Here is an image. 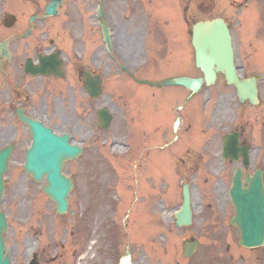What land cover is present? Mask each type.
I'll list each match as a JSON object with an SVG mask.
<instances>
[{"label":"flooded vegetation","instance_id":"obj_1","mask_svg":"<svg viewBox=\"0 0 264 264\" xmlns=\"http://www.w3.org/2000/svg\"><path fill=\"white\" fill-rule=\"evenodd\" d=\"M49 1L0 0V146L14 142V155L24 149L23 145L15 143L24 140L26 133L30 134L29 128L20 120V113L57 133L71 130L72 134L98 140L101 144L115 136L117 124H131L136 120L143 125L142 138L147 142V129L153 118L157 132L151 141L158 149L151 157H146L147 150L142 151L145 167L163 172L164 164H167L172 167L170 170L181 167L186 172L195 170L196 154L190 131L196 115V96L185 88L169 87L158 89L156 103H150L149 87L138 80L157 79L156 76L144 73L145 68L139 73L121 69V77L129 78L131 84L118 85L115 61L125 57L116 50L118 42L121 48L127 43L133 50L131 54L146 56L155 66L163 64L168 70L167 77L195 75L192 28L197 22L196 2L188 0L187 4H180L173 23L164 20L159 10L134 9L126 14L128 22L122 25L129 24L126 36H121L119 27L106 15L113 46L110 52L103 43L98 18L101 0H65L58 16L44 19ZM103 2L111 6L112 0ZM142 35L150 40L148 45L145 39L141 41ZM4 44H7L8 56L4 53ZM42 66L46 67V73H35ZM134 75L140 77L135 79ZM103 109L110 111L112 119L109 130L102 133L100 115ZM177 120L181 125L175 132ZM232 130L239 133L242 146H247L244 127ZM254 131L259 132L255 126L251 132ZM93 156L99 162L105 161L100 150ZM240 161L242 164V158ZM224 185L216 186L215 193L220 196L209 197L212 203H208L206 211L196 214L195 218L213 232H219L221 228L227 231L232 217L218 212L223 204L221 189ZM144 194L148 199L156 198L154 190L144 189ZM175 197H169V200L174 202ZM199 206L195 201L194 209ZM84 250L85 247L81 252ZM153 255L157 258L156 264H164L171 257L161 251ZM191 260L184 259L187 263ZM142 264H153L147 252Z\"/></svg>","mask_w":264,"mask_h":264},{"label":"rangeland","instance_id":"obj_2","mask_svg":"<svg viewBox=\"0 0 264 264\" xmlns=\"http://www.w3.org/2000/svg\"><path fill=\"white\" fill-rule=\"evenodd\" d=\"M229 1L228 0H216L215 3L210 1V6L214 3L213 9H215V11L212 14V17L226 15L229 22L231 20V25L233 27V30L235 31L236 40L242 49V55L240 59L237 61L240 73L244 75L245 77L255 76L259 79H262L264 78V0H257L251 4L252 11H251L250 18H252V20L251 21L247 20L246 23H243V24L240 21H236L234 18L235 16H238L239 13L229 12L230 11V9L228 8L230 4ZM181 2H183V0H181ZM205 4H208V2H206ZM163 6L164 8L169 7L167 3H164ZM177 6H178V0H174L175 20L177 19ZM197 11H198L197 12L198 18H201L203 15L200 14L201 9L199 6H198ZM241 20L245 21V18ZM118 46L121 47L120 42H118ZM126 57L128 58L127 59L128 63L131 65H137L140 72L146 67V62H148L145 56H136V55L131 54L129 51L126 52ZM143 71L146 74H153L156 77H160V79L165 78L167 77L166 75H168V70L163 64H159L158 66L150 65L147 68H145ZM126 81L130 82L129 80H126ZM117 84L125 85V81H122L120 83L117 82ZM218 84L224 85V79L221 78ZM259 87H260L261 103L259 107H256V108L250 105H246L240 108L239 103H237V100L233 98V95H234L233 89L230 93H226V95L223 93L222 95L219 92L216 93V96L217 94L220 96L218 98L215 97L216 99L213 100L212 109L210 110V113L207 117L208 119L207 124L212 129L209 132L212 133V135H206L207 137L211 136V140H212L211 143H212L213 148H211L209 158L208 157L206 158L205 164L203 163L202 165L201 160L196 161V164H194L196 165L195 173H192L189 176V180H188L192 183L194 187L193 188L194 196L200 197L202 195H208L209 197L211 196L219 197L220 195L215 193L216 191L215 186L225 184V183H222V181H230V178L234 172L235 166L234 167L229 166L226 171H224L223 173L221 172L222 165H221V160H220L221 159L220 150L222 148V143H221V138L216 134L223 135V133L226 131L221 130L220 129L221 127L216 128L217 126H219V123H218V119L216 117H213V110L218 105L222 106L221 109H223V114L220 117L221 119L220 121L222 122L224 121V123H227V121H225L227 116H228L227 119H230L231 121H233L236 117L237 110H238V112L242 114L245 120H248L250 123L255 122L254 125H255V128H257L260 123L262 124V122H264V81L260 83ZM148 91L151 92L152 89L148 88ZM257 111H258V114L256 115L255 112ZM256 116H259L258 118L261 120V122L255 121V120H259L258 118H255ZM194 122H195V128L191 132L194 133V135H196L199 142L201 143L202 140H204V134L203 133L201 134L199 131H200V128L203 126V124H205L204 117L201 114H199L194 119L193 123ZM121 126L123 125H118L116 128V135H117L116 137L117 139L122 138V141H124L125 135L121 136V133L119 132V129H118ZM135 126H137V124H134L132 126L133 127L132 132H135L134 131ZM138 141L141 144V140H138ZM116 142H121V140L118 139L116 140ZM258 142H261V141H258ZM116 152L118 154L117 150ZM255 153L256 154L259 153L258 149H256ZM254 157H255L256 163L260 162V159H264V156H262L261 158H258L256 155H254L253 158ZM89 164H90L89 158L85 157L84 159L82 158L81 160H79L77 163L68 165L65 170V172L68 173L69 175H73L76 177L78 185L75 187L74 192L70 196V201H71L70 211L71 212L69 211L70 214L67 217L65 216L66 218L62 217V219L65 218V223H62V226H61L62 230L57 229V227H54L52 230H49L53 234L52 236L54 235L58 236V238L60 239V243L58 242V244H60L61 247L63 246L60 252H62L64 256L59 261V264H91L90 263L92 260L90 257L92 255L91 252L89 253L88 257H85L83 259H81L80 256H78L81 250V246L87 245V242L86 244L83 243L85 240L83 237L84 231L80 229L81 228L80 224L83 225V223L79 222V219H80L79 215L82 212L86 214L91 213L89 212L87 205L82 210L80 208V203L82 202V199H86L87 201L90 200V193L94 186L93 184L94 174L96 173H82V171L80 170L77 171V169L78 167H81L82 165H89ZM116 174H117L116 169H114L113 175H116ZM151 175L153 176V173L151 172L147 173V177ZM158 175H160L158 182L162 178H165L167 182V187L169 186V184L171 185L170 182H174V183L179 182L181 184L183 178L185 177V173L182 171V169L180 171V175H175L174 178H172L171 180L168 178V175L166 173H159ZM205 181H210L209 182L210 185L204 184ZM7 182H8V190L4 195L5 206L7 207V206L13 205L14 201L16 203L18 202L20 213H21L20 217L22 219L21 223L23 226L25 225V220H26L24 215L26 214V212H28L27 208L29 207L28 203L25 201L26 196H28L27 191H26V187H28V185L31 188V192L35 194V196L38 199H40L38 202L32 205V208H33L32 210H35L36 212L35 217L36 218L45 217V216L40 215V214H44L43 212L50 213L48 214L50 217L54 216L55 204L52 201L48 200L42 193V187L46 185V182L44 180L41 184H36L35 182H33L32 180H30L29 178L25 176L23 184L14 185L12 184V174L10 173L9 175H7ZM147 183L149 184V187L152 186L151 181L148 180ZM114 186L115 185H111V188ZM227 186L228 184L222 186V189H221V191H224L225 201L228 200L227 189L225 188ZM168 190H169L168 188L164 189L165 199L169 197L170 191L168 192ZM15 192H16V195H18L19 197L14 196ZM111 195H110L111 199L116 200L115 197H113V194ZM177 199H179L178 196L175 197V202H177ZM95 201H98V199H96L95 197H92L91 201L89 202V204L94 207V210H93L94 213H91V214L95 215L96 212L98 213V210L101 212L109 211L107 203L96 204L94 203ZM144 202L146 203V200ZM110 204L112 207L114 206V204L112 203ZM162 204L163 202L160 200L157 202L154 200L152 203L149 204V211L153 216H155L156 221L154 217H151L148 215L147 208L144 207L143 209V207H141V212H143L144 210V216L141 222H142V231L144 232L146 241H149V238H150L149 227L155 230H160V233H164L165 231L166 234L176 236L178 240V236L176 235L177 231L174 226V221H173V218L171 217V212H170L171 208H177L178 205L177 204L171 205V204H168V202H166L164 206H162ZM101 207H102V210H101ZM158 209H159V214H158ZM230 212L231 210L229 209L227 213L229 214ZM18 213L19 211L17 209L16 214L18 215ZM221 213H222V208H221ZM84 217L87 218V215H84ZM134 223L135 222L132 221V228L130 230V236L128 235L130 240H128L127 242L129 241L132 242V251L136 254L135 259H136L137 264H142V260L144 257L143 248H144L145 243L142 242L143 240L140 241V243L137 241L138 239L136 238V236H139V234L141 235V232H140L141 229H140V225L138 228L137 226L134 225ZM162 227L164 228V230H162ZM55 229H57L56 234H55ZM102 231H104L103 228H102ZM190 232L191 231L185 234H182V232H179L182 234L180 238V242L189 235H195V236L201 237L200 239L204 247L200 254H198L191 262H188V263L186 262L185 264H205L206 263L205 261H208L212 258L213 259L211 260V264H217L213 260H215V256H218L219 254H221L220 250L223 251V248H224V246H220L221 240H219L217 234L213 231H209L208 233L210 234H208L205 232V230L204 232H198V231H192L191 233ZM21 234H22V237H21L20 243H23V239L26 236V232L22 231ZM36 234L37 233H35V231L33 234H31L32 240L34 239V237H36ZM235 235H236L235 236L236 240H238L239 236L237 234ZM165 238L168 239V237H165ZM166 239L162 238L163 241ZM158 240H159V243L161 244L158 247L161 250L164 249L163 244L161 243V238H159ZM6 241H7V247L9 248V251L11 253L9 251L8 252L11 255L12 259L14 260V264H15L16 258L18 257H19L20 263L22 261H25V257L29 255L30 251L35 250L37 246V244H34L32 241L29 247H24V248L21 247L20 256H19L17 254L18 251L16 250V247L14 246L13 233L7 234ZM50 242H52V240ZM24 243L27 244V240ZM42 243L44 244V241H42ZM101 244H102V248L99 251V254L96 260L100 261L101 264H106L105 253L107 250V246H110L111 243L110 242L108 243L105 241L104 243H101ZM43 247L44 246H42V248ZM125 247L126 246H124V249ZM145 247H147L146 252L149 254V261H151L153 264H156L157 258L155 255H153L157 253V251L153 249L156 247H153L151 242L149 243V245H146ZM29 248L30 250L27 251ZM232 251L233 253L236 254V256L241 255L243 257L244 255L246 259V261L244 262L238 261L236 262V264H264V247L261 248L260 250H255L252 252H247L246 250L241 249V248L232 249ZM167 260L168 259H166L165 262ZM54 264H58V263H54ZM230 264H235V261L230 262Z\"/></svg>","mask_w":264,"mask_h":264},{"label":"water","instance_id":"obj_3","mask_svg":"<svg viewBox=\"0 0 264 264\" xmlns=\"http://www.w3.org/2000/svg\"><path fill=\"white\" fill-rule=\"evenodd\" d=\"M194 40L197 48V65L203 70L207 84L214 83L216 72H224L227 82L237 87L241 101L249 99L253 104H256L258 94L257 81L256 79H250L245 82L239 81L234 67L231 37L226 24L222 20L200 23L195 29ZM202 82L203 80L189 81L180 79L164 84H184L194 90H198ZM32 126L35 136V147L28 153L26 169L38 181H41L44 175L48 177L49 187L45 188V192L58 203V212L64 213L67 211L66 198L72 189V183L66 180L60 174V171L65 161L78 156V151L69 149L66 141L64 142L61 139L50 136L48 132L42 130L38 125L32 124ZM227 144L225 150L226 152L231 150L230 156L233 157V154L237 151L235 150L236 143L232 140L229 145ZM240 176L241 172L238 171L234 177V186L231 191L238 210V217L233 222L239 225L242 230V245L258 247L264 244V221L259 220L258 216L252 220L248 219L247 216L243 217L240 198L242 195L254 198L253 189L264 199L262 173L257 172L254 178L250 180L252 185L249 192H243L240 185ZM2 189L3 185L0 182V196ZM184 197L185 204L177 217L180 225L191 223L192 212L187 190H185ZM4 228L3 219L0 217V264H9L8 259H3L2 253V232Z\"/></svg>","mask_w":264,"mask_h":264}]
</instances>
